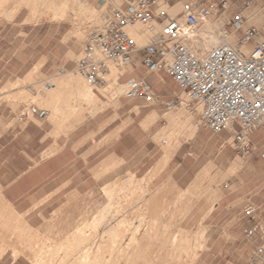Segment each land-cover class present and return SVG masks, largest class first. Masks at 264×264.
Here are the masks:
<instances>
[{
    "label": "rangeland",
    "instance_id": "obj_1",
    "mask_svg": "<svg viewBox=\"0 0 264 264\" xmlns=\"http://www.w3.org/2000/svg\"><path fill=\"white\" fill-rule=\"evenodd\" d=\"M53 1L0 0V77H9L21 60L28 59L29 76L38 82H30L23 89L16 86L17 93L3 91L0 102L15 106L36 104L50 113V122L57 121L61 127L72 122L70 131L98 115L92 121L93 128L115 120L117 116L110 117L111 109L148 115L154 108L149 104L153 102L151 97L133 101L123 98L128 80L127 76L121 77L124 71H118L116 76L112 71L103 87H91L76 73L88 37L107 29L114 10L136 6L138 0H86V6L81 7L75 0ZM181 1L210 8L222 0ZM226 1L228 10L219 7L210 19L216 22L225 18V29L235 36L238 46L244 29H262L264 0H257L250 9L242 8L238 0ZM174 4L173 1L168 7L178 6L175 15L166 10L171 17L182 9V4ZM58 9L64 12H56ZM252 12H257L256 24L249 20ZM238 13L247 21L236 32L234 18ZM132 29L130 35L138 47L153 41L150 37L142 43L135 37L134 33L144 32L147 27ZM196 53L200 57L208 54ZM168 79L172 89L183 96L184 111L188 110L186 95L169 76ZM47 84L51 86L48 91L44 89ZM87 89L94 95L87 96ZM179 103L180 100L170 102L165 107L172 109L170 104ZM53 116H57L56 121ZM160 146L164 148L161 143ZM150 149V144L143 142L135 158L124 166H110L109 173L103 175L100 166H94L92 182L75 183L77 196L71 201L74 211L46 215L49 221L42 231L44 245L39 247L32 264H78L81 253L95 239L94 254L85 264H252L257 248L264 250V239H250L243 233V209L246 197H258V174L212 167L199 174L192 188L184 190L174 184L169 168L162 172L169 160L165 162ZM105 208L108 213L104 222L95 225V218ZM120 221L124 225L112 233ZM126 224L139 227L137 243L128 260L119 253L132 237Z\"/></svg>",
    "mask_w": 264,
    "mask_h": 264
},
{
    "label": "crops",
    "instance_id": "obj_2",
    "mask_svg": "<svg viewBox=\"0 0 264 264\" xmlns=\"http://www.w3.org/2000/svg\"><path fill=\"white\" fill-rule=\"evenodd\" d=\"M173 1L165 3L171 7ZM177 4L182 1L173 6ZM154 36L150 35L151 39ZM28 63V59L21 60L16 72L0 77V95L3 91L17 93L30 82L38 84L29 76ZM112 71L114 76L124 71L121 77L142 79L152 86L153 102L149 104L154 108L148 115L141 117L132 111L111 109L110 117L117 116L115 120L93 128L92 121L98 115L70 131L72 122L61 127L56 123L57 116H53L55 123L49 121L50 113L46 119L31 116L25 123L19 122L16 111L31 105L44 109L36 104L15 106L0 102V264H32L39 247L44 245L42 231L49 221L46 215L74 211L71 201L77 196L75 183L92 182L94 166H100L102 175L109 173L110 166H124L135 158L143 142H148L150 150L160 159L169 160L162 172L169 168L174 184L184 190L192 188L199 174L212 167L258 174V197L255 199L251 194L245 199L242 230L245 234L246 229L258 224L264 233V161L260 157L264 152V130L258 129L252 135L257 152L244 158L231 146L232 131L219 134L210 131L196 105H188L184 111L183 96L172 89L168 75L148 74L141 65L140 53L131 65ZM179 100V104H170L172 109L165 107ZM181 183L184 186H179ZM249 206L258 210L253 221L244 215ZM250 239L263 240L264 234L258 232Z\"/></svg>",
    "mask_w": 264,
    "mask_h": 264
},
{
    "label": "built area",
    "instance_id": "obj_3",
    "mask_svg": "<svg viewBox=\"0 0 264 264\" xmlns=\"http://www.w3.org/2000/svg\"><path fill=\"white\" fill-rule=\"evenodd\" d=\"M179 3L180 0H174ZM242 8L250 9L257 0H238ZM165 0H138L136 6L114 10L112 19L103 32H93L76 65V73L91 87H103L112 68L133 63L134 57L143 52L141 65L148 74L166 73L186 95L188 104L201 110L203 124L213 133L232 131V148L242 157L257 152L252 135L264 130V23L262 29L248 27L243 30L237 48L228 43L215 47L201 58L185 43L181 21L195 26L201 18L211 17L219 7L228 10L222 0L213 7H198L182 3L179 15L171 17L162 9ZM247 18L238 13L234 18L236 32L242 29ZM158 35L151 43L139 48L130 35V28L147 27ZM250 47L248 53L243 48ZM50 84L44 89L48 91ZM124 98L130 101L148 99L152 86L142 79H129L124 84ZM49 112L35 105L28 106L18 115L25 123L29 117L46 119ZM264 161V152L260 153ZM257 208L249 206L244 215L253 221ZM262 229L258 224L245 230L248 238ZM263 248L258 247L252 264H263Z\"/></svg>",
    "mask_w": 264,
    "mask_h": 264
},
{
    "label": "bare ground",
    "instance_id": "obj_4",
    "mask_svg": "<svg viewBox=\"0 0 264 264\" xmlns=\"http://www.w3.org/2000/svg\"><path fill=\"white\" fill-rule=\"evenodd\" d=\"M56 1V0H54ZM53 1V2H54ZM77 2L78 6H86L87 1L86 0H75V3ZM73 5V4H72ZM71 6V5H70ZM162 8H165L164 10H169V12L172 15H175L179 8L178 6L176 8H169L166 4L161 5ZM56 12H64L61 9H58ZM211 17L208 18H201L199 20V23L195 26H189L185 22L181 21V31L184 36V43L194 52L196 53V50L201 53V55H205L206 53H210L215 47L222 43H228L234 48H237L235 36L229 35L225 29L224 26V19L222 18L216 22H213ZM249 20L256 24L259 22V19L257 18V12H252V15L249 17ZM132 30V28H131ZM160 27L156 26L154 32L151 31L149 28L146 29L144 32L134 33L136 39H138L140 42L144 43L146 42L147 38L150 37V35H155L153 39L156 37V34L159 32ZM152 39V40H153ZM143 48V47H141ZM244 53H248L250 51V47H245L242 49ZM197 54V53H196ZM207 54V55H208ZM198 55V54H197ZM206 55V56H207ZM199 56V55H198ZM205 56V57H206ZM200 57V56H199ZM201 57V58H205ZM94 93L92 90L87 89V96H93ZM114 191H112L113 194ZM111 196V194L109 195ZM107 208V207H106ZM103 210L100 215H98L95 218V225L96 224H102L105 220L104 216L108 213V209ZM124 224L122 221L119 222V224L111 229L112 233L113 231L119 229ZM127 228L132 231V237L130 239V242L127 244L126 247H123L119 253L122 257V259L128 260L129 259V252L134 249V245L137 243L138 239V233H139V227H134L133 225H127ZM119 238V235L117 236ZM97 243V239L94 240L92 246L88 247V249H84V251L81 253L82 257L79 259L78 264H85L90 256L94 254L93 247ZM99 250V249H98ZM80 253V252H77Z\"/></svg>",
    "mask_w": 264,
    "mask_h": 264
}]
</instances>
